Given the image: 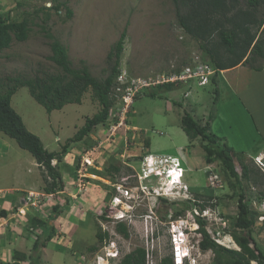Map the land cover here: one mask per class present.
<instances>
[{"label":"rangeland","instance_id":"374dc122","mask_svg":"<svg viewBox=\"0 0 264 264\" xmlns=\"http://www.w3.org/2000/svg\"><path fill=\"white\" fill-rule=\"evenodd\" d=\"M261 1L260 18L264 11V0ZM239 3L240 7L248 6V0ZM187 10L181 6L183 14ZM178 11L173 0H0V12L25 23L28 32L27 40L14 39L9 48L0 51V82L7 77L34 79L63 75V69L51 60L54 40L66 48L73 69L86 66L93 77L104 80L114 64L108 60L109 53L124 33L118 77L123 74L125 83L126 79L135 80L136 85L148 78L157 80L163 74L173 73L174 67L186 70L197 57L211 65L208 49L212 45L193 38L181 25ZM263 28L259 29L260 33ZM218 41V36L214 35L212 43ZM240 66L242 68L235 73H219L217 85L212 81L207 86H200L197 81L180 82L172 91L154 85L140 94L136 92L126 105L123 97H119L125 93L117 77V95L109 119L75 142L71 141L85 121L101 110L92 89L84 93L81 104H67L62 110L49 114L32 97L29 88H19L12 98V106L22 116L26 127L41 138L46 150L59 154V160L52 164L61 173L64 188L52 196L47 195L45 170L35 166L36 162H30L32 155L0 132V188L9 189L5 199L0 198V209L11 212L9 219L0 220V239H5V231L8 233L12 228L15 234L9 237L8 246L14 245L15 251L30 254L34 236L39 233L32 235L23 231L20 223L26 226L30 216L37 213L49 219L58 206L67 213L50 222L55 230L51 231L52 240L43 250L41 264H98L102 259L97 260L96 256H103L105 247L97 238L99 232L109 235L107 242L115 240L122 247L119 258L106 264H120L128 253L138 248L149 249L148 264H161L172 254L170 225L173 221H177L175 225L181 230L186 227L194 232L196 223L202 220L210 239L217 244H222L226 237L233 240V222L241 190L232 187V182H236L223 171L217 158L208 162L200 138L190 139L186 135L181 121L184 114L189 113L202 126L210 122V131L219 137V145L232 149L246 200L258 212L252 236L257 248L264 253V163L260 164V154L264 152V71L257 73L249 66ZM216 88L220 91L218 105L213 103ZM123 104L128 113L121 111L117 119L114 115ZM118 122L119 128L113 129ZM95 148L97 168L81 167L82 158ZM148 153L182 159V181L187 183L189 196L195 203L145 200L135 210L136 217L127 227L129 236L126 238L118 231V224L107 218L115 194L110 184L127 176L133 180V175L145 168L143 159ZM237 154L242 155L243 163ZM245 166L250 178L243 176ZM16 167L25 174L15 178ZM92 174L96 176L91 177ZM154 180L152 186L163 191L165 186L157 177ZM81 181L84 183L78 186ZM17 186L29 190H24V196L16 197L14 188ZM175 194L173 197H177ZM11 199L16 202H10ZM201 203L208 207L207 212L202 213L205 207ZM18 207L25 209L26 217L14 213ZM73 211L78 212L70 213ZM75 214L83 216L81 226H66L65 218ZM8 226L11 228L4 229ZM157 227L159 232L152 238L151 232ZM197 240L194 234H189L190 243L195 244ZM225 247L240 250L237 245ZM204 253L203 264H220L212 250Z\"/></svg>","mask_w":264,"mask_h":264},{"label":"trees","instance_id":"16d2710c","mask_svg":"<svg viewBox=\"0 0 264 264\" xmlns=\"http://www.w3.org/2000/svg\"><path fill=\"white\" fill-rule=\"evenodd\" d=\"M173 1L178 7L179 21L185 30L193 38L212 45L208 52L213 57L210 56V59L213 61L214 67L219 70H229L239 65H245L256 71H264V28L261 33L259 32V29L261 30L264 26V11L262 18L258 16V9L263 1L248 0L247 7H240V0ZM181 6L188 9L184 14L181 11ZM56 8L59 9L60 6L58 5ZM214 35L218 36L219 41L216 43H212ZM47 36L53 39L50 33ZM27 38L28 32L25 23L18 22L11 16H5L0 12V51L9 48L14 39L25 41ZM124 39L125 33L109 53L108 60L113 61L114 64L104 80L93 77L86 66L80 70L73 69L66 48L59 41L54 40L51 44L53 52L51 60L63 69V75L37 76L34 79L7 77L0 82V132L15 140L18 146L22 150L28 151L40 168L45 170L47 173L45 180L48 184L45 189L46 194H55L64 188L61 173L52 164L54 160H59V154L47 151L41 138L26 127L22 116L12 106L13 96L19 88L27 87L32 97L50 114L55 110H62L67 104H81L84 93L92 89L94 97L101 105V110L85 121V125L71 142L81 141L96 126L104 125L109 119L117 95L115 80L119 74ZM179 83L169 82L156 86L172 91L174 86ZM212 83L218 84L216 77L212 79ZM146 89L148 88H144L138 94ZM214 93L213 103L217 105L220 99L219 89L216 88ZM210 119L213 120L212 117ZM181 123L182 129L190 139L200 138L208 155V162L213 157L217 158L223 171L236 182H232V187H238L241 190L237 205L238 212L233 222L234 231L232 232V237L240 250L228 249L211 240L205 230L204 223L201 222L202 220H198L200 232L204 235L201 243L202 249L212 250L220 264H252L253 261L264 264V253L257 248L252 236L258 212L246 200L241 175L237 171L235 157L231 154L232 149L228 145L223 147L219 145V137L210 131V122L202 126L192 115L185 113ZM68 147L69 143L64 146L63 151L65 152ZM237 157L243 163L242 155L237 154ZM114 169L119 171L118 168ZM243 176L250 178L249 169L246 166ZM254 181L257 182V178H254ZM162 202H166V200H162ZM198 202L200 201L198 200ZM201 204L203 208L206 207L205 203ZM55 209V215L50 216L49 219H44L37 213L30 216L26 226L20 223L24 231L32 235L35 232L39 234L34 236L30 254L15 251L13 264H41L43 249L52 240L51 231L55 230L50 222L62 216L65 211L58 206ZM179 214L178 216H180ZM0 215L7 217L8 213L0 211ZM117 228L124 237L129 236L126 225L120 224ZM238 232L243 235L241 236ZM97 238L100 243H104L108 240L109 235L99 232ZM252 244L255 247H252ZM91 249L94 250L95 247ZM146 257V250L138 248L127 255L120 264H146ZM161 264H173L172 258H164Z\"/></svg>","mask_w":264,"mask_h":264},{"label":"built area","instance_id":"2783aa9c","mask_svg":"<svg viewBox=\"0 0 264 264\" xmlns=\"http://www.w3.org/2000/svg\"><path fill=\"white\" fill-rule=\"evenodd\" d=\"M177 68L174 67V70ZM187 70V71H186ZM186 70H182L180 72L174 71L170 75H161L158 77L157 80H154L153 78H148L146 82H143V84L136 85V81L133 80V83L138 86V88H142L143 86L149 87L154 86L158 84H164L169 82H185V83H191L192 81H197V83L200 86L207 85L212 76L215 75L216 69L213 68L209 63L203 62L197 57L194 62L193 66L191 68H188ZM124 75L121 74L118 77V81L123 83ZM138 89H132V87H128L126 89V93L123 96L124 104L128 103V99H133L135 96V93ZM131 101V100H130ZM123 104V107H119L118 111L114 115L118 119V114L122 111L123 114L128 113L127 109H125V105ZM121 122V121H120ZM120 122L116 126L113 127V129H117L120 126ZM97 151V148L90 150L81 160V167L87 168H97L95 165L96 158L93 154ZM126 165L130 166L128 163H125ZM143 164L145 168L143 169V172L139 173L137 172L136 176L133 175V180L130 176L121 178L119 181L114 182L113 184H110L112 188L115 190V194L112 197L110 201V208H109V214H107V218L113 220L115 223L122 222L126 216L127 213L129 214L128 218L131 222L135 220V214L132 211H135L142 202L145 200H152L154 199V202L157 201L158 196H161L164 194V191H160L159 188H153L152 189V180H151V174L156 170L157 167H159L161 164H163L162 172L164 173L166 171V167H172L177 168V166L180 164V160L177 157L172 156H153L148 155L145 156L143 159ZM167 177L172 178L171 171H167ZM91 177L94 175H90ZM166 178V176H165ZM134 182V184H131L129 182ZM174 182V180H172ZM169 180V183H172ZM79 183L78 186L82 185ZM212 184V183H211ZM185 189H187V186H185ZM82 192V191H81ZM171 193H176L175 195L179 196L180 193L176 191H172ZM49 196H52V194H47ZM33 196V195H32ZM48 196V197H49ZM186 197L189 199V193L186 195ZM30 198V196H29ZM194 200V199H193ZM156 203V202H155ZM150 211L153 213V207H151ZM22 215L21 217H26L25 209L19 208L16 211V214ZM172 230H175V222L171 223ZM158 233V231L151 232V237H154V234ZM176 236H174V239ZM116 256H118V250H117V244L114 241H111L109 243V247L104 248L103 256L98 255V259H102V261H97L98 264H101L105 262L108 263L111 259H114ZM147 256L150 260L151 253L149 249L147 248ZM106 260V261H105Z\"/></svg>","mask_w":264,"mask_h":264},{"label":"clouds","instance_id":"9594fccd","mask_svg":"<svg viewBox=\"0 0 264 264\" xmlns=\"http://www.w3.org/2000/svg\"><path fill=\"white\" fill-rule=\"evenodd\" d=\"M203 61H206V60H203ZM211 66H213V68H215L217 71H216V73H215V75H213L212 76V78H211V80H210V82L212 81V79L214 78V77H216L217 78V76H219V73H221V74H223L225 71H227V70H219L218 68H216V67H214V65H213V63H211ZM177 68V67H176ZM174 71H176V72H180L179 70H178V68L176 69V70H174ZM182 71V70H181ZM120 76V75H119ZM219 78V77H218ZM217 78V79H218ZM126 83H125V81H123V83H122V85L124 86V93H126V89L128 88V87H132V89H138L136 92L137 93H139L141 90H143L144 88H149V87H151V86H149V87H145V86H143L142 88H138V86H136L133 82H131V81H128L127 79H126ZM218 81V80H217ZM120 82V81H119ZM209 84V83H208ZM207 84V85H208ZM207 85H205V86H207ZM136 94V93H135ZM125 95V94H124ZM138 95V94H137ZM123 97V95L121 94L120 95V98H122ZM148 155H153V156H162V155H156V154H152V153H148V154H146L145 156H148ZM144 156V157H145ZM173 157V156H172ZM177 158H179V157H177ZM179 160H180V164L177 166V168H174V166H172V167H166V171L163 173L162 172V169H163V164H161L159 167H157L156 168V170L151 174V180H152V182L153 181H155L154 180V177H157V181L159 182V183H162L163 185L166 183V182H169V180L172 182V180H174V182H172L171 184H173V187L172 188H174L175 187V189H174V191H176V192H179L180 193V195L179 196H177V197H173V193H171V192H169V195H166L165 193H166V190H168V187L169 186H167V187H165V188H162V189H164L163 191H164V194L163 195H161V196H158V201L159 200H165V199H171V200H174V201H176V200H181V201H193L194 203H195V200H193V198L191 199V198H187L186 197V195L189 193V187H188V185H187V183H185V182H183L182 181V159L181 158H179ZM81 165V164H80ZM128 166V165H127ZM171 171V174H172V178L170 179V178H168L167 177V171ZM141 172H143V170L141 171ZM141 172H139V173H141ZM137 174V173H136ZM136 174H135V176H136ZM92 175H94V176H96V174H92ZM165 176H166V178H165ZM164 178V179H163ZM170 184V183H169ZM165 186V185H164ZM185 186H187V189H185ZM153 188H158V186H153L152 187V189ZM171 191H173V190H171ZM137 210V209H136ZM209 209H208V207H205L204 208V210H202V213H205V212H207ZM204 211V212H203ZM134 214H135V211H132ZM129 214H131V213H127V216H126V218L122 221V222H120V223H118V225H120V224H123V225H126L127 227H129V223L131 222L130 220H129V218H128V216H129ZM197 216H200V217H205V216H203V215H200V214H197ZM135 217H136V215H135ZM173 222H177V221H173ZM196 225H197V228L194 230V232H191V231H189V229L188 228H186L185 227V230H181V228L180 227H178L177 225H176V227H175V230L173 231L172 230V227H171V225H170V236H171V242H172V254H171V257L170 258H172V261H173V264H180V263H178V261H181V264H203V263H205V261H204V256H206V254L204 253L205 251H207V250H203L202 249V247H201V243H202V241H203V234L200 232V225H199V223H196ZM156 231H158V227H157V229H156ZM159 232V231H158ZM189 234H194L195 236H196V238L198 239L197 240V243H195V244H192V243H190L189 242ZM174 236H176V238L174 239ZM148 239H149V237H148ZM233 240H234V238H233ZM112 241H114L116 244H117V250H118V256H116L114 259H111L110 261H115V260H117L118 258H119V256H120V252L122 251V247L121 246H119L118 245V242L117 241H115V240H112ZM148 241V240H147ZM179 241V242H178ZM109 243H110V241L109 242H107V241H105L104 242V244H105V247L104 248H106V247H109ZM177 243H179L180 244V246L178 247V245H177ZM236 243V242H235ZM219 245H221V246H223V247H225L224 245H222L221 243L219 244ZM237 245V244H236ZM238 246V245H237ZM104 248L102 249V253H103V251H104ZM227 248V247H226ZM145 249V248H144ZM229 249V248H228ZM146 250V252H147V249H145ZM130 253H132V252H130ZM130 253H128L127 255H129ZM126 255V256H127ZM98 256V255H97ZM97 256H96V259H97ZM125 256V257H126ZM124 257V258H125ZM123 258V259H124ZM123 261V260H122ZM122 261H120V263L122 262ZM146 264H148V263H150V260H149V258H148V256L146 257ZM258 264V263H257Z\"/></svg>","mask_w":264,"mask_h":264},{"label":"crops","instance_id":"0c3cea01","mask_svg":"<svg viewBox=\"0 0 264 264\" xmlns=\"http://www.w3.org/2000/svg\"><path fill=\"white\" fill-rule=\"evenodd\" d=\"M240 66V65H239ZM237 66L236 68L237 69H235V68H233L234 70L233 71H228L227 70V73H235V72H237L238 70H240L242 67L240 66ZM230 70V69H229ZM254 70V69H253ZM256 71V70H255ZM257 73H260V72H262V71H256ZM220 100V99H219ZM219 103V102H218ZM218 105V104H217ZM219 107V106H218ZM218 113H219V108H218ZM217 113V114H218ZM218 116V115H217ZM9 149V146H7V149L6 150H8ZM8 152V151H7ZM36 162L35 160H34V158L33 159H31L30 160V162ZM36 165H38L37 164V162L35 163V166ZM38 168H40V166H37ZM15 169V171H16V173H15V178L16 177H19L18 176V174H21V173H24V171H19L18 170V168L16 167V168H14ZM19 172V173H18ZM25 174V173H24ZM19 181L21 182V179H19ZM16 183H17V185H20V183H18V180L16 181ZM18 188H14V191L16 192V194H15V196L17 197V196H19V195H21V196H24L25 195V191H27V190H29V189H24L23 187H19V186H17ZM29 187H31V186H29ZM28 187V188H29ZM32 189V188H31ZM8 188H0V198L3 200V199H5V197L8 195L7 193H6V191L8 192ZM18 190V191H17ZM23 190V191H22ZM25 190V191H24ZM11 198V197H10ZM20 198H18L17 200H19ZM10 202H13V203H15L16 202V199H11L10 200ZM2 204V203H1ZM4 204V203H3ZM3 208V207H2ZM63 209V208H62ZM0 211H5V212H7L8 213V216L6 217V216H1L0 215V220L1 221H3V220H5V219H9V217H10V215H11V212H9V210L7 209H0ZM69 212V211H68ZM76 212H78V211H76ZM75 211H73V212H70V213H76ZM14 213H16V211L14 212ZM64 213H67V211L65 210V212ZM64 215V214H63ZM72 216V215H71ZM71 216H69L68 218H65V221H64V224L66 223V226H70V227H74V226H81L80 225V221H82V219H84L83 218V216L82 217H76V216H81V215H73V217H71ZM60 217H62V216H60ZM11 228V226H8V227H6V228H4V229H10ZM23 231H24V228L22 229ZM4 232V231H3ZM5 233H6V235H5V239H0V264H13L14 263V254H15V250H17V249H15V247H14V245H9L8 246V244H7V241H10V238H11V236L13 235V234H15L14 233V231H12V228L10 229V232H8L7 233V231H5ZM7 237V238H6ZM10 237V238H9ZM16 246V245H15ZM10 247V248H9ZM15 249V250H14ZM43 250H45V249H43ZM29 254V253H28ZM23 264V263H22Z\"/></svg>","mask_w":264,"mask_h":264},{"label":"bare ground","instance_id":"6f19581e","mask_svg":"<svg viewBox=\"0 0 264 264\" xmlns=\"http://www.w3.org/2000/svg\"><path fill=\"white\" fill-rule=\"evenodd\" d=\"M262 154H260V155H262V157H260V164L261 163H264V162H262V161H264V152H261ZM259 155V156H260ZM264 165V164H263ZM164 179V178H163ZM165 187H167V186H169L168 187V190H166V195H169V192H172L171 190H174L175 189V187L174 188H172L173 187V184H169V182H166L165 184ZM226 240H223L222 241V245H224V246H229V247H231V246H236V244H235V242L230 238V237H226L225 238ZM179 247V246H178ZM234 248V247H233ZM179 263L181 264V261H179Z\"/></svg>","mask_w":264,"mask_h":264}]
</instances>
